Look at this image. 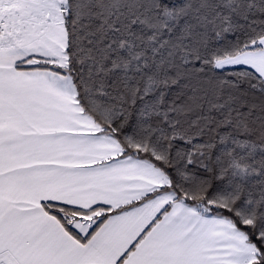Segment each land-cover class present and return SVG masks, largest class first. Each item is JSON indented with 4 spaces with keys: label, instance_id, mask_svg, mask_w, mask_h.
I'll list each match as a JSON object with an SVG mask.
<instances>
[{
    "label": "snow or ice",
    "instance_id": "6c2138e0",
    "mask_svg": "<svg viewBox=\"0 0 264 264\" xmlns=\"http://www.w3.org/2000/svg\"><path fill=\"white\" fill-rule=\"evenodd\" d=\"M0 264H264V0H0Z\"/></svg>",
    "mask_w": 264,
    "mask_h": 264
}]
</instances>
